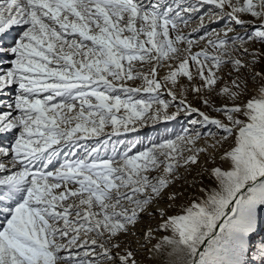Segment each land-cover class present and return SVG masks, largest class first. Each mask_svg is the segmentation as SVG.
I'll list each match as a JSON object with an SVG mask.
<instances>
[{
	"label": "snow or ice",
	"instance_id": "snow-or-ice-1",
	"mask_svg": "<svg viewBox=\"0 0 264 264\" xmlns=\"http://www.w3.org/2000/svg\"><path fill=\"white\" fill-rule=\"evenodd\" d=\"M262 62L264 0H0V264L264 261ZM182 114L174 138H126ZM202 137L211 186L170 214Z\"/></svg>",
	"mask_w": 264,
	"mask_h": 264
},
{
	"label": "rangeland",
	"instance_id": "rangeland-1",
	"mask_svg": "<svg viewBox=\"0 0 264 264\" xmlns=\"http://www.w3.org/2000/svg\"><path fill=\"white\" fill-rule=\"evenodd\" d=\"M145 3H147V0H145ZM246 19H251L250 17H245ZM205 23H208V17H205ZM199 25L198 19H193L189 22L188 26L184 28L185 32H190L192 29L197 28ZM212 27H215L219 29L222 25L213 24ZM236 31L243 32L244 30L237 27ZM13 36L15 33L12 34ZM231 35V33H230ZM11 41H8L5 46L7 47L8 44H10ZM250 50L252 48L259 49L261 48V45L257 43L256 45H250ZM195 50V49H194ZM261 66H264V62H262L261 65H257V70L260 69ZM161 75L165 74V71L161 70ZM140 82L136 81L134 82L135 85H138ZM249 88L253 89L255 88V85L250 82ZM189 100L192 101L194 106L201 107L202 110L207 111V109H204L202 105H200L199 101L196 100L191 95L189 96ZM217 103H222V101L217 98ZM6 109H0V111H3ZM170 111H175V108L170 109ZM211 116H217L218 114L215 112L210 113ZM186 121L184 120L183 114L181 117H179L174 122H152L149 121L146 125H143L139 128V130L136 133H133L137 138L136 141L140 142L138 146V150L142 149L144 146L148 145L150 141L152 142H160L164 139L168 138H174V136L181 131L182 125H185ZM15 131L9 132V133H0V146H8L10 145L15 137ZM213 143L212 138H204L202 137L198 141V145L200 147H207L208 151L205 153L200 154V164L199 165H193L187 169L184 167H179L176 178L174 183L171 184L169 189L167 190L168 193H171L175 191L178 193V199L175 202V206L169 209L170 214L172 212L178 211V207L184 204H187L189 201H191L195 196L199 194V189L203 187L204 185L211 186V180L207 175V172L204 171L205 168H210L213 166V163L219 164L220 163V156L222 154V149H213L210 145ZM225 148L228 147L227 144L224 145ZM208 153H212L215 156V161L209 158ZM187 155V153H185ZM207 161V162H206ZM167 195V193L165 194ZM170 202L167 199H161L158 201L157 204H154L149 209V212H152L153 210L157 208H167L168 204ZM159 217L158 216H148L145 215L143 220L140 222V224L137 225L136 231L139 233L143 229L144 226L149 227H155V225L158 223ZM122 239H124L122 237ZM140 241L138 238H133V247H139ZM150 246V245H149ZM149 254L145 252L143 249H141V252L137 254V259L139 261V264H155V261L153 259L148 258ZM260 264H264V261L260 262Z\"/></svg>",
	"mask_w": 264,
	"mask_h": 264
},
{
	"label": "trees",
	"instance_id": "trees-1",
	"mask_svg": "<svg viewBox=\"0 0 264 264\" xmlns=\"http://www.w3.org/2000/svg\"><path fill=\"white\" fill-rule=\"evenodd\" d=\"M123 138V137H122ZM127 140H129V141H136V136L133 134V133H129V134H127ZM138 146H140L139 144H138Z\"/></svg>",
	"mask_w": 264,
	"mask_h": 264
}]
</instances>
